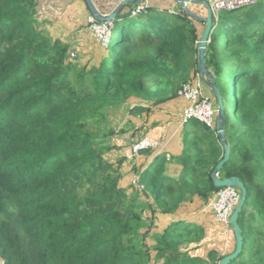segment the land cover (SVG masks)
Wrapping results in <instances>:
<instances>
[{
	"label": "trees",
	"instance_id": "16d2710c",
	"mask_svg": "<svg viewBox=\"0 0 264 264\" xmlns=\"http://www.w3.org/2000/svg\"><path fill=\"white\" fill-rule=\"evenodd\" d=\"M94 2L102 13L118 4L110 9L104 0ZM152 2L141 11L125 5L112 21L101 57L81 65L78 55L71 57L70 44L53 39L40 25V0H0V258L5 264H152L146 234H139L144 208L139 211L136 198H128L103 158L111 150L105 138L115 132L100 137L109 107L139 97L142 105L134 111L150 113L178 100L181 86L199 71L204 22ZM206 62L223 98L219 79L231 67L236 120L224 100L230 158L221 177L238 176L248 189L239 218L244 247L230 264H264V0L213 17ZM181 138L179 153L160 145L140 150L150 162L139 168L143 187L137 193L153 202V212L173 217L155 238V259L219 264L226 254L214 248L192 253L201 249L205 229L174 217L194 196L209 203L219 189L211 175L225 148L216 129L197 119L183 124ZM86 178L92 184L80 196Z\"/></svg>",
	"mask_w": 264,
	"mask_h": 264
},
{
	"label": "rangeland",
	"instance_id": "374dc122",
	"mask_svg": "<svg viewBox=\"0 0 264 264\" xmlns=\"http://www.w3.org/2000/svg\"><path fill=\"white\" fill-rule=\"evenodd\" d=\"M107 6L112 8L118 0H104ZM103 2V1H102ZM38 19L40 25L45 28V23L49 22L51 27L46 29L48 35L53 39L59 38L75 50L77 61L82 65L89 58L98 60L103 53V46L108 42L109 28L96 32L88 19L89 11L82 0H40ZM108 10V8H106ZM49 21H46V20ZM219 83L224 89V100L230 111V115L235 118L236 95L232 82L231 67H225L223 77ZM142 99L133 97L129 101L118 107H109L105 111V117L101 121L100 137L103 133L108 135L110 130L115 134H109L105 138L106 144L111 146L103 158L104 161L112 164L116 170L114 175L119 176L120 186L126 189L128 198H136L138 210L142 207L145 224L139 229V234H146V247L150 253L152 264H162V260L156 261V236L166 228L173 217H167L159 212H153V202L139 194L142 184L139 182V168L144 162H150L142 152L131 159L132 148L142 140V136L148 132H153L154 139L158 141L160 150L165 152L178 153L182 148L181 131L183 128L180 105L172 103L167 106L159 105L152 109L150 113L134 111L135 107L142 105ZM136 110V109H135ZM124 128L125 132H120ZM96 130V129H94ZM152 151H156L151 149ZM175 168L174 166H172ZM88 178V177H87ZM85 179L82 187L78 188L80 196L85 195L91 186L88 179ZM102 175L98 176L101 180ZM187 216V217H186ZM174 218H188L191 222L202 226L205 229V237L200 242V250L193 251V254L205 253L209 249H216L223 254H229L235 249L233 230L227 232L217 223L214 212L198 196L185 202L178 215ZM0 264H5L0 258Z\"/></svg>",
	"mask_w": 264,
	"mask_h": 264
},
{
	"label": "built area",
	"instance_id": "2783aa9c",
	"mask_svg": "<svg viewBox=\"0 0 264 264\" xmlns=\"http://www.w3.org/2000/svg\"><path fill=\"white\" fill-rule=\"evenodd\" d=\"M122 0H118L120 3ZM212 9L213 16L218 18L220 12L224 9H235L246 4L254 3L257 0H205ZM151 5L150 0L142 1L136 4V10L141 11ZM174 10H172L173 12ZM92 28L98 32L101 29L110 28L111 22H99L93 15L88 17ZM109 35L107 38H109ZM199 43V42H198ZM71 57H77L75 50L70 51ZM213 75V74H212ZM178 98L184 103L181 110L182 124L190 120L197 119L202 123L216 128L217 104L214 93L207 87L203 80L200 71H198L192 78L184 83L178 91ZM159 143L156 140H151L147 137L137 142L132 148L131 158L137 156L140 150L146 148L158 147ZM170 154L167 153V158L170 159ZM240 200V191L233 186L221 187L214 192L212 198L209 200L208 207L214 212L216 221L223 229L230 232L231 223L230 216L234 211Z\"/></svg>",
	"mask_w": 264,
	"mask_h": 264
},
{
	"label": "water",
	"instance_id": "95a60500",
	"mask_svg": "<svg viewBox=\"0 0 264 264\" xmlns=\"http://www.w3.org/2000/svg\"><path fill=\"white\" fill-rule=\"evenodd\" d=\"M142 1L145 0H122L114 8L113 11H111L109 14H104L100 11L94 0H85L86 5L88 6L91 14L95 16L97 20L102 22H111L115 20L116 17L119 15L120 10L125 5L132 3L133 6H136V4L141 3ZM174 1L181 7L182 10L189 12L197 20L205 22V28L200 36V40L198 43V69L206 85L214 92L217 98L218 110L216 117V131H217V135L220 138L221 143L224 145L225 148L224 157L222 158V160L219 161L214 171L212 172L211 176L214 185L217 188L233 186V187H237L241 193L240 200L230 216V223L235 237V249L233 250V252L225 255V257L219 263V264H230V262L233 259H235L242 253L244 247V235H243L242 227L239 223V218L248 197V189L244 181L238 176L221 177L223 167L230 158V149L228 147V142L225 133L227 115H226V106L224 104V98L218 85L214 80L213 75L209 71L206 62L207 45L213 29L214 16L210 4L205 0H174ZM195 3L202 4L207 8L208 10L207 16H199L190 9L189 4H195Z\"/></svg>",
	"mask_w": 264,
	"mask_h": 264
},
{
	"label": "crops",
	"instance_id": "0c3cea01",
	"mask_svg": "<svg viewBox=\"0 0 264 264\" xmlns=\"http://www.w3.org/2000/svg\"><path fill=\"white\" fill-rule=\"evenodd\" d=\"M49 1V0H48ZM52 0H50V2H51ZM84 3H85V5H86V2H85V0H82ZM156 5H158L160 8H168V9H170L171 11L172 10H182L181 9V7L174 1V0H152ZM152 2V3H153ZM196 4V3H195ZM202 5V4H201ZM86 7H87V5H86ZM189 7H190V9L194 12V13H197V15H199V16H207V13H208V10H207V8L206 9H203V8H200V7H198V6H195L194 4H189ZM89 11V16L91 15V12H90V10H88ZM38 13H39V8H38ZM46 21H49L48 19L46 20ZM46 25H45V28L46 29H49L50 27H51V24L49 23V22H47V23H45ZM200 25V24H199ZM200 30H201V34H202V32H203V30H204V28H205V22H204V24H201L200 26ZM172 103H176L177 105H180V108H181V110H182V108H183V105H184V103L178 98V100L176 99V100H173V101H171V102H168V103H166V104H164L163 106H167V105H170V104H172ZM181 113V112H180ZM183 126V125H182ZM145 137H147V138H149V139H151V140H155L154 139V137H155V135H154V133L153 132H148L146 135H144V136H142V138H145ZM161 145V144H160ZM158 152H161V151H158ZM179 153V152H178ZM227 255V254H226Z\"/></svg>",
	"mask_w": 264,
	"mask_h": 264
},
{
	"label": "clouds",
	"instance_id": "9594fccd",
	"mask_svg": "<svg viewBox=\"0 0 264 264\" xmlns=\"http://www.w3.org/2000/svg\"><path fill=\"white\" fill-rule=\"evenodd\" d=\"M119 4V3H118ZM117 4V5H118ZM114 10V9H113ZM112 10V11H113ZM110 12H107V13H104V14H109ZM92 15V14H91ZM212 74V73H211ZM208 87V86H207ZM209 88V87H208ZM210 89V88H209ZM211 90V89H210ZM212 91V90H211ZM213 92V91H212ZM214 93V92H213ZM215 95V94H214ZM216 97V96H215ZM216 104H217V98H216ZM217 109H218V104H217ZM216 129V128H215ZM143 139V138H142ZM139 155V154H138ZM237 188V187H236ZM240 191V190H239ZM240 195H241V193H240ZM233 213V212H232ZM231 228H232V226H231ZM231 230V229H230ZM233 230V229H232Z\"/></svg>",
	"mask_w": 264,
	"mask_h": 264
}]
</instances>
